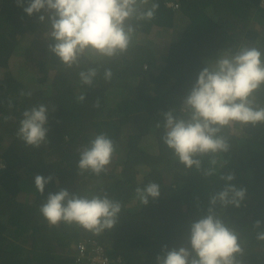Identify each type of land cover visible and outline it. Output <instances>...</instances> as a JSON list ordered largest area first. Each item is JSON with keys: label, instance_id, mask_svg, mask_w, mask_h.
Returning a JSON list of instances; mask_svg holds the SVG:
<instances>
[{"label": "trees", "instance_id": "obj_1", "mask_svg": "<svg viewBox=\"0 0 264 264\" xmlns=\"http://www.w3.org/2000/svg\"><path fill=\"white\" fill-rule=\"evenodd\" d=\"M154 2L155 17L136 23L127 53L102 62L88 86L78 72L96 65L62 67L48 52L46 25L35 14H25L16 0H0V159L5 162L0 169V264L89 263L88 250L80 255L71 249L85 235L110 262L156 264L164 245L187 246L189 222L207 212L210 195L225 183L246 188L247 196L239 208L217 206L216 212L240 234L243 264H264V241L256 239L257 232L264 231V124L243 129L237 125L226 132L229 151L202 157L201 170L185 169L162 143V128L156 127L164 112L179 108L199 71L220 51L241 43L264 50V0ZM255 17L260 21L256 29L251 25ZM162 34L167 45L156 52L151 38ZM16 55L24 62L10 65ZM104 68L113 72L110 81L103 78ZM24 78L39 88L28 90ZM22 91L32 94L22 96ZM257 96L264 105V91ZM97 100L99 107H94ZM37 104L50 109L49 143L39 148L16 136L22 113ZM99 133H106L116 148L109 168L99 175L79 174V149ZM118 154L122 157L115 162ZM212 167L215 174L205 176L203 170ZM228 172L235 178L221 180ZM36 175L53 179L43 195L36 190L20 200L35 189ZM92 179L101 182L92 185ZM149 182L159 184L161 194L143 205L135 189ZM61 188L89 197L106 193L121 203L118 223L100 234L64 223L49 226L39 208L48 193ZM257 220L260 229L253 227Z\"/></svg>", "mask_w": 264, "mask_h": 264}, {"label": "clouds", "instance_id": "obj_2", "mask_svg": "<svg viewBox=\"0 0 264 264\" xmlns=\"http://www.w3.org/2000/svg\"><path fill=\"white\" fill-rule=\"evenodd\" d=\"M16 3L25 14L30 17L35 14L37 21L46 25L48 52L62 67L96 65L78 72L80 82L88 86L93 85L102 62L127 53L136 23L152 20L158 8L154 0H16ZM112 76L111 68H104V80L110 81ZM261 91H264V50L247 43L224 49L199 71L179 108L162 114L163 121L156 124L157 128H162L160 139L185 169L201 170L202 157L229 151L226 132L237 125L243 129L264 124V105L258 102L257 96ZM31 94L30 91L21 92L22 96ZM84 99V95L78 97L79 101ZM94 107H99L98 100ZM49 111L45 104L26 109L19 122L17 138L35 148L49 143L46 126ZM115 151L114 142L106 133L95 134L79 149V174L106 172ZM211 164L215 165L216 160L213 159ZM4 167L5 162L0 159V169ZM215 171L212 167L203 170V174L211 176ZM234 178L232 172L220 175L226 182ZM52 179L51 175H36L34 193L32 190L29 196L25 195L31 198L36 190L43 195L45 185ZM135 194L141 204L147 205L150 198L160 196V185L149 182L137 187ZM25 195H20V200L24 201ZM246 196V188L225 183L223 188L210 195L207 212L189 222L185 237L187 246L169 249L164 245L162 254L156 256V264H243L244 247L240 234L228 226L216 208H239ZM121 207L119 201L110 199L106 193L89 197L61 188L48 193L39 212L49 226L64 223L100 234L118 223ZM261 226L260 220L253 225L257 229ZM87 238L91 237L85 235L76 239L71 249L76 251V244ZM256 239L264 241V231H258Z\"/></svg>", "mask_w": 264, "mask_h": 264}, {"label": "rangeland", "instance_id": "obj_3", "mask_svg": "<svg viewBox=\"0 0 264 264\" xmlns=\"http://www.w3.org/2000/svg\"><path fill=\"white\" fill-rule=\"evenodd\" d=\"M259 24H260V21H259V19H258V17H255L254 19H253V21L251 22V25L253 26V27H255V29L256 28H258L259 27ZM167 36V35H166ZM152 40H153V43H154V49L156 50V52H157V50H159V51H163V47H165L167 44H166V40H165V38H164V34H162V35H159V36H157V37H152L151 38ZM21 55H23V54H21ZM17 56V57H16ZM16 56H14V57H16V60L15 61H13L12 59H10V65L12 64V63H19L20 61L21 62H24V59H23V57H21V56H18V55H16ZM14 57H12V58H14ZM210 61V60H209ZM2 72H3V69L1 68L0 69V76H2ZM48 74L49 75H52V71H49L48 72ZM22 81H23V84H24V86L28 89V90H34V89H37V88H39V85L37 84V83H35L34 82V80H31V78H24V79H22ZM41 88H43V87H41ZM122 157V154H118L117 155V158L115 159V162H117V160L119 159V158H121ZM116 165V171L119 169V165L118 164H115ZM164 170H166V172H165V175H166V173L168 172V169L167 168H164ZM109 172H113V171H109ZM169 177H166V180L168 179ZM92 182V185H95V184H98V183H100L101 182V180H99V179H94L93 181H91ZM34 191H35V189H33V193H34ZM28 196H29V194H27ZM26 196V195H25Z\"/></svg>", "mask_w": 264, "mask_h": 264}, {"label": "built area", "instance_id": "obj_4", "mask_svg": "<svg viewBox=\"0 0 264 264\" xmlns=\"http://www.w3.org/2000/svg\"><path fill=\"white\" fill-rule=\"evenodd\" d=\"M91 238L83 239L79 241L76 244V249H78L79 252H81L80 255H84L83 251L88 250L90 252L89 261L90 264H119L120 261L116 260L113 262H110L106 259V257L103 256L102 248L96 244L95 247H93ZM93 252V253H91Z\"/></svg>", "mask_w": 264, "mask_h": 264}]
</instances>
